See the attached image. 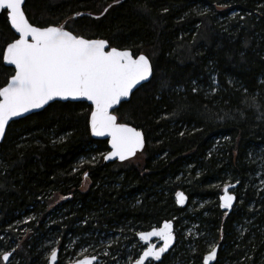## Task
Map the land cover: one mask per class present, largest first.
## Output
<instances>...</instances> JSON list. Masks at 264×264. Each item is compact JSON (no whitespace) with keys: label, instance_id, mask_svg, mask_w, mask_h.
<instances>
[{"label":"trees","instance_id":"trees-1","mask_svg":"<svg viewBox=\"0 0 264 264\" xmlns=\"http://www.w3.org/2000/svg\"><path fill=\"white\" fill-rule=\"evenodd\" d=\"M23 8L34 26L67 22L86 39L147 55L154 75L114 111L144 135L127 161L104 160L107 142L91 136L82 102H53L9 124L0 143V253L12 250L11 264H48L52 250L55 264L86 256L113 264L117 253L132 264L139 232L183 220L197 237L178 239L163 264H203L212 246L213 264H264V183L256 187L264 0H25ZM14 39L0 12V53ZM12 73L0 56V88ZM226 184H236L229 213L218 200Z\"/></svg>","mask_w":264,"mask_h":264},{"label":"snow or ice","instance_id":"snow-or-ice-1","mask_svg":"<svg viewBox=\"0 0 264 264\" xmlns=\"http://www.w3.org/2000/svg\"><path fill=\"white\" fill-rule=\"evenodd\" d=\"M24 3L25 0H0V12H6L11 27L19 34V38L8 43L6 50L0 53L3 61L15 66L9 83L0 88V138L4 137L6 125L14 117L42 108L56 97L84 98L91 102L92 134L111 138V151L104 159L118 157L123 161L135 155L144 147L142 132L118 122L113 112L114 106L120 105L134 89L151 82L154 69L150 58L111 47L104 39H86L74 34L67 30V22L65 25L34 26L25 14ZM230 187L232 185L226 184L219 197L221 208L233 206L236 197L230 193ZM176 197L179 204H184L183 192H177ZM138 236L144 246L142 254L132 264H163V256L175 240L172 223L165 221L162 226L140 232ZM153 237L162 244L153 243ZM216 253V246H212L203 257V264L214 260ZM10 256L11 253H4L3 261H9ZM95 259H81L76 264H93ZM50 260L52 264L57 261L56 250L51 251Z\"/></svg>","mask_w":264,"mask_h":264},{"label":"water","instance_id":"water-1","mask_svg":"<svg viewBox=\"0 0 264 264\" xmlns=\"http://www.w3.org/2000/svg\"><path fill=\"white\" fill-rule=\"evenodd\" d=\"M7 22H8V25H9V27H10L12 33H13L14 36H15V39H18V38H19V34L16 33L15 30L11 27V24H10V22H9L8 19H7ZM15 39H14V40H15ZM14 40H13V41H14ZM13 41H12V42H13ZM10 43H11V42H10ZM6 47H7V45H6ZM6 47H5L4 50H6ZM138 55H139V54H138ZM138 55H134V56H138ZM2 62H3V65H4L5 67L12 69V71H13L12 75H14V74H15V71H14L15 66H14V65H9V64H7V62L3 61V59H2ZM12 75H11V76H12ZM11 76L8 78L7 83H6L3 87H5V86L9 83ZM144 84H146V83H144ZM144 84H143V85H144ZM138 88H140V86H138ZM135 90H137V89H134L133 92H134ZM133 92H132V93H133ZM132 93L130 94L129 97L124 98V99L122 100L121 104L124 103V102L129 101V99H130ZM53 102H62V103H65V102H71V103L82 102V103L87 104V105L90 107V109H91V102H90V101H87V100L84 99V98H76V99H73V98L69 97V98H67V99H63V98L56 97V98H54L53 100L49 101V102H48L46 105H44L42 108H39V109H32L30 112H28V113H24V114H22V116H20V117H14L11 121H9V124H11V123L14 122V121H17V120L23 119V118H25V117H27V116H30V115H32V114H35V113H39V112H41V111H43V110H44L49 104H51V103H53ZM119 106H120V105H118V106H114V109H117ZM114 111H115V110H114ZM90 112H91V111H90ZM113 114H114V112H113ZM89 119H90V114H89V117H88V125H89L90 134H91V136H92L93 138H95V139H97V140H106V142H107V146H108V151L105 153V155H107V153L111 151V144H110V139H111V138L108 137V136H101V137L94 136V135L92 134V132H91V128H90V124H89ZM9 124L6 125V129H7V127L9 126ZM129 126H130V125H129ZM131 127H132V126H131ZM6 129H5V132H6ZM137 130H139V129H137ZM139 131H140V130H139ZM142 134H143V133H142ZM143 137H144V135H143ZM3 138H4V137H3ZM3 138H0V143L2 142ZM142 149H143V148H142ZM142 149H138L137 152L135 153V155H136L137 153H140V152L142 151ZM105 155H104V156H105ZM135 155H133V156H131V157H129L128 159L123 160V161H121L118 157H114V158H112V159H110V160H105V159H104V160H105L106 162H108V163H112V162H124V161H127V160H129V159H132ZM235 187H236V184H233L232 187H230L229 191H230L231 194H233L232 191L234 190ZM222 194H223V189H222V193H221V195H222ZM184 195H185V194H184ZM221 195H220V196H221ZM233 195H234V194H233ZM220 196H219V197H220ZM234 196H235V195H234ZM185 197H186V196H185ZM175 199H176V204H177V206H179V207H183V206L185 205L186 200H185L184 204H179V203L177 202V197H176V196H175ZM218 200H219V208H220V210L225 211L226 213H229L231 209H224V208H221V207H220L221 201H220V199H218ZM235 200H236V199H235ZM235 200H234V202H233V205H234V203H235ZM232 207H233V206H232ZM164 222H165V221H164ZM164 222H162L160 226H162V224H163ZM169 222H171L172 225H173V222H172L171 220H170ZM160 226H159V227H160ZM154 228H156V227H154ZM152 229H153V228H152ZM152 229H150V230H148V231H151ZM144 232H147V231H144ZM139 233H140V232H139ZM174 237H175V236H174ZM136 238H137V240L139 241V243H140L142 246H144V245H143V242H141V241L139 240V236H138V234L136 235ZM152 242L155 243V244H157V246H160V245L162 244V242H161V241H158L157 238H155V237L152 238ZM174 242H175V240H174ZM173 246H174V244H173L172 247L169 249V251H171V249L173 248ZM216 248H217V250H218V247H217V246H216ZM56 251H57V250H56ZM169 251H168V252H169ZM210 251H211V250H210ZM210 251H209V252H210ZM168 252H167V253H168ZM209 252H207L205 255H207ZM167 253H165L164 255H166ZM140 254H142V251H141ZM140 254H139V255H140ZM205 255H204V256H205ZM216 255H217V253H216ZM90 257H93V256L82 257V258H80V259H78V260H76V261H74V262H70V263H67V264H76L77 261H79V260H81V259H85V258H90ZM215 259H216V257H215ZM215 259L212 260V261H210L209 264H213V263L215 262ZM2 260H3V259H2ZM3 262H5V261H3ZM202 262H203V260H202ZM95 263H96V259L93 261V264H95ZM157 263H158V262H156V264H157ZM48 264H52V262H51V260H50V256L48 257Z\"/></svg>","mask_w":264,"mask_h":264},{"label":"rangeland","instance_id":"rangeland-1","mask_svg":"<svg viewBox=\"0 0 264 264\" xmlns=\"http://www.w3.org/2000/svg\"><path fill=\"white\" fill-rule=\"evenodd\" d=\"M139 158H135L133 159V161L136 163V161L138 160ZM264 183V174H261V172L257 173L256 174V187L260 190L261 189V186L263 185ZM90 185V182L89 181H84L80 187V190L81 191H86L88 189ZM234 191V190H233ZM232 191V192H233ZM235 194V192H233ZM62 200V198L60 196H56V197H53V201L52 203L53 204H56L58 202H60ZM179 227L178 228H174V236H175V242L178 240V239H181L182 241L184 242H188L189 239H193L195 237H197V231L195 229V225H192V223H188L186 221H180L179 223ZM174 242V244H175ZM137 247L134 243L128 245L126 247V253H128L131 249H133V247ZM211 249V248H209ZM143 250V248L141 247L140 248V252L139 254L141 253V251ZM4 253H11L12 254V250H8V251H3L0 253V259H2V256ZM109 253L105 250L104 252L101 253L102 257H106V256H109L108 255ZM119 254L117 253V255H112L111 258L114 260V263L113 264H130L131 261H129V257H130V254L127 255L128 258L125 257V259H120ZM0 262L2 264H11L14 261L12 255L10 256V260L7 261V262H3V260H0ZM95 264H110L109 262H104L103 259H99V260H96V263Z\"/></svg>","mask_w":264,"mask_h":264},{"label":"flooded vegetation","instance_id":"flooded-vegetation-1","mask_svg":"<svg viewBox=\"0 0 264 264\" xmlns=\"http://www.w3.org/2000/svg\"><path fill=\"white\" fill-rule=\"evenodd\" d=\"M210 251V250H209Z\"/></svg>","mask_w":264,"mask_h":264}]
</instances>
